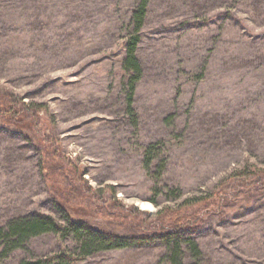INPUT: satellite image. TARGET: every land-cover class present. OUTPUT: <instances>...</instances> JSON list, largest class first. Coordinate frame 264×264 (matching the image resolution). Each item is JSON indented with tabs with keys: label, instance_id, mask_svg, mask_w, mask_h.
Instances as JSON below:
<instances>
[{
	"label": "rangeland",
	"instance_id": "obj_1",
	"mask_svg": "<svg viewBox=\"0 0 264 264\" xmlns=\"http://www.w3.org/2000/svg\"><path fill=\"white\" fill-rule=\"evenodd\" d=\"M139 3L0 0V94L40 110L27 118L37 137L0 112V227L62 223L60 207L118 235L193 227L187 264H264V0H149L130 93L122 60ZM74 246L45 233L0 264ZM166 248L72 264H171Z\"/></svg>",
	"mask_w": 264,
	"mask_h": 264
},
{
	"label": "trees",
	"instance_id": "obj_2",
	"mask_svg": "<svg viewBox=\"0 0 264 264\" xmlns=\"http://www.w3.org/2000/svg\"><path fill=\"white\" fill-rule=\"evenodd\" d=\"M148 2L149 0H140L139 6H137L132 12L130 23L134 27V33L124 44L122 70L127 78L126 86L129 87L130 93L133 91L135 84L142 76V69L136 56V50L140 40L139 32L143 27L146 18ZM129 101L131 102V96L129 97ZM0 112L5 115L1 120L3 123H6L9 126L14 125L20 127L21 130L29 131L30 133L32 132L36 137L38 136L40 130H37L36 134L33 126L28 124L30 121H27V118L32 120V117L30 116L32 113L35 118L40 112L35 106H24L22 102L15 100V98H12L9 95L4 96L0 94ZM47 152L48 154L51 153L50 151ZM150 154L151 151L148 150V158H150ZM50 159L51 158L47 160L44 158L42 160L43 164L48 165ZM47 169L49 171V168H46V170ZM50 169L52 174H54L53 168L50 167ZM196 203H198V201L194 202L187 200L183 202L186 206L195 205ZM58 210L62 212V217H65L64 219L61 218L62 223H58V221L44 215L32 214L12 218L7 221L4 226H1L0 263L9 258L14 250L22 247L29 239L45 233L59 234L62 237H71L75 242L73 250L75 251V254H60L45 259L21 261L19 264H72L77 257L85 258L104 250L141 246L148 244V242L153 241L154 239L161 240L163 244L166 245L167 250L165 257L171 264H187L183 262L184 248L192 252L195 259H198L199 249L195 237L192 235V232L196 229L193 227L187 226L180 229L174 228L159 232V234L153 233L150 235H118L91 227L83 221L73 219L60 207Z\"/></svg>",
	"mask_w": 264,
	"mask_h": 264
},
{
	"label": "bare ground",
	"instance_id": "obj_3",
	"mask_svg": "<svg viewBox=\"0 0 264 264\" xmlns=\"http://www.w3.org/2000/svg\"><path fill=\"white\" fill-rule=\"evenodd\" d=\"M144 208H145V209H149V207H148V206H145Z\"/></svg>",
	"mask_w": 264,
	"mask_h": 264
}]
</instances>
